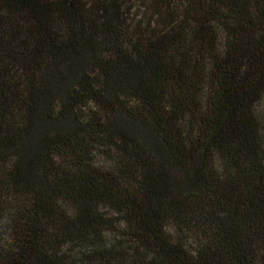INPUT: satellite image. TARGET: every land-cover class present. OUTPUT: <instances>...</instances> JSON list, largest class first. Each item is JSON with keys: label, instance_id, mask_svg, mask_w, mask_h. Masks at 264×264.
<instances>
[{"label": "trees", "instance_id": "1", "mask_svg": "<svg viewBox=\"0 0 264 264\" xmlns=\"http://www.w3.org/2000/svg\"><path fill=\"white\" fill-rule=\"evenodd\" d=\"M0 264H264V0H0Z\"/></svg>", "mask_w": 264, "mask_h": 264}]
</instances>
